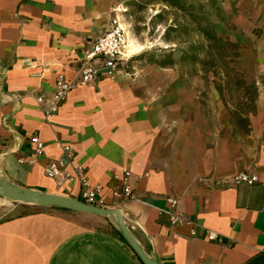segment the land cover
I'll list each match as a JSON object with an SVG mask.
<instances>
[{
  "label": "crops",
  "instance_id": "crops-1",
  "mask_svg": "<svg viewBox=\"0 0 264 264\" xmlns=\"http://www.w3.org/2000/svg\"><path fill=\"white\" fill-rule=\"evenodd\" d=\"M223 1L235 3L242 32L264 36V0ZM113 7L114 0H0V177L79 200L77 182L46 175L66 144L100 206L118 210L159 264H264V84L254 110L233 118L218 100L203 107L192 96L163 97L126 64L114 81L74 87L45 119L57 77L78 81L81 56L109 29ZM256 48L264 50V40ZM33 135L44 143L41 156ZM242 173L256 181L236 183ZM124 183L134 196L116 200L112 192ZM166 197L197 226H168L159 215ZM25 206L0 218V264H142L113 217Z\"/></svg>",
  "mask_w": 264,
  "mask_h": 264
},
{
  "label": "rangeland",
  "instance_id": "rangeland-1",
  "mask_svg": "<svg viewBox=\"0 0 264 264\" xmlns=\"http://www.w3.org/2000/svg\"><path fill=\"white\" fill-rule=\"evenodd\" d=\"M234 5L223 0H114L113 19L125 27L135 51L126 73L146 77L149 86L172 101L192 96L195 104L212 107L218 100L233 118L253 111L264 84L259 81L264 50L256 48L264 36L239 29ZM25 207L30 206L2 202L0 218L26 212Z\"/></svg>",
  "mask_w": 264,
  "mask_h": 264
},
{
  "label": "built area",
  "instance_id": "built-area-1",
  "mask_svg": "<svg viewBox=\"0 0 264 264\" xmlns=\"http://www.w3.org/2000/svg\"><path fill=\"white\" fill-rule=\"evenodd\" d=\"M128 52V34L125 27L116 19L111 20L109 29L97 38L90 41L88 48L84 51L80 59L79 78L76 83L68 81L63 76H58L55 81L53 95L44 111L45 119L50 118L58 111V104L63 101L69 91L76 86L96 85L101 79L114 81L124 70L130 60ZM43 99L38 98L37 103H42ZM34 145L35 156L44 154V143L37 135L30 138ZM60 159L50 164L46 169V175L54 178L58 174L68 182H77L79 185V200L85 204L101 207V201L96 189L90 188L87 179L83 175L82 169L73 163V150L69 145H62ZM128 176V173H124ZM236 183L244 182L252 184L256 181L255 176L242 173L234 177ZM113 198L116 200H131L134 196L132 189L124 183L119 190H113ZM166 209H161L159 215L170 227L191 226L197 224L189 216L177 209V201L173 197H166ZM191 236H196L191 230ZM205 237L209 240H217V233L206 230Z\"/></svg>",
  "mask_w": 264,
  "mask_h": 264
},
{
  "label": "water",
  "instance_id": "water-1",
  "mask_svg": "<svg viewBox=\"0 0 264 264\" xmlns=\"http://www.w3.org/2000/svg\"><path fill=\"white\" fill-rule=\"evenodd\" d=\"M0 199L40 208H58L94 216L113 217L120 236L135 253L141 263L159 264L154 259L150 258L136 242L125 226L121 213L116 209H105L103 207L85 204L80 200L68 196L19 187L10 183L3 175L0 177Z\"/></svg>",
  "mask_w": 264,
  "mask_h": 264
},
{
  "label": "bare ground",
  "instance_id": "bare-ground-1",
  "mask_svg": "<svg viewBox=\"0 0 264 264\" xmlns=\"http://www.w3.org/2000/svg\"><path fill=\"white\" fill-rule=\"evenodd\" d=\"M131 49V44H130V40H128V52H129V56H133V54H134V52H133V54L131 53V51L132 50H130ZM133 49V48H132ZM7 203L8 201L7 200H5V199H0V203Z\"/></svg>",
  "mask_w": 264,
  "mask_h": 264
},
{
  "label": "trees",
  "instance_id": "trees-1",
  "mask_svg": "<svg viewBox=\"0 0 264 264\" xmlns=\"http://www.w3.org/2000/svg\"><path fill=\"white\" fill-rule=\"evenodd\" d=\"M58 209V208H57ZM119 236H120V234H119ZM120 238L122 239V237L120 236ZM123 240V239H122ZM124 241V240H123Z\"/></svg>",
  "mask_w": 264,
  "mask_h": 264
}]
</instances>
